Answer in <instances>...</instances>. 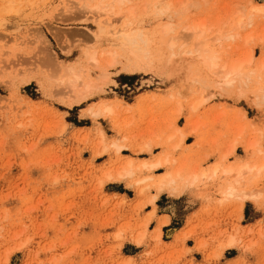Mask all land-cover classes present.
I'll return each mask as SVG.
<instances>
[{"label": "rangeland", "instance_id": "374dc122", "mask_svg": "<svg viewBox=\"0 0 264 264\" xmlns=\"http://www.w3.org/2000/svg\"><path fill=\"white\" fill-rule=\"evenodd\" d=\"M25 1L0 22V264H264V170L247 185L260 198L241 208L235 198L219 201L216 180L159 187L155 180L164 167L116 176L127 158L138 164L161 151L189 172L210 167L233 141L226 164L264 160L256 151L264 150V96L237 84L219 88L205 71L189 79L181 62L171 74L163 69L173 37L174 50L198 42L229 62L252 47L246 69L260 67L264 11L248 22V0H127L122 6L132 15L119 18L83 7L98 0ZM155 3L166 9L159 12ZM240 9L241 37L228 39ZM198 23L205 28L201 39L194 30L182 31ZM100 25L104 34L96 36ZM134 28L146 41L122 49L121 33ZM95 44L117 49L123 63H139L146 54L148 66L93 67L82 51ZM68 63L81 69L83 82L97 86L84 101L74 102L60 84ZM201 97L207 99L193 111L192 101ZM101 99L117 101L113 114L89 117L85 109ZM118 137L119 153L111 146ZM146 143L160 148L136 151ZM143 177L150 178L136 182ZM229 236L234 242L228 246Z\"/></svg>", "mask_w": 264, "mask_h": 264}, {"label": "bare ground", "instance_id": "6f19581e", "mask_svg": "<svg viewBox=\"0 0 264 264\" xmlns=\"http://www.w3.org/2000/svg\"><path fill=\"white\" fill-rule=\"evenodd\" d=\"M23 1L24 0H0L1 24L4 20L5 14L16 13L18 11L16 8V4H20ZM27 1L33 3V0ZM126 1L127 0H112L109 3H106L105 0H98L95 4L85 3L83 4V7L92 12L109 13L113 16L121 18L124 15H132V8H125L122 6ZM157 2L159 3V1ZM156 3L155 7H157L159 12H163L164 9H166L163 6H158ZM248 4L250 5V13L245 18L248 20V22H252V15L263 12L264 4L260 2L256 3L253 0H248ZM166 6L168 5H165V7ZM182 9L186 10V6H184ZM240 14L241 9L239 10V15ZM242 18L243 15L241 14L240 17L233 20L229 24L232 30L225 32L226 38L236 39L238 37H241L239 29L244 25ZM125 26L126 28H128L131 27L132 24L130 22H126ZM224 26H226V24ZM189 29L190 31L194 30V32H197V40L201 39L203 37V34L205 33L203 23H198L190 27H183L182 31L185 32ZM169 31L170 23L165 25L163 28V32L165 34ZM102 34H104L103 25H100L95 35L100 36ZM121 35L123 36V39L121 40L122 49L126 48V46L128 45L136 44L138 40H141L143 42L146 41L142 35V31L137 28L121 33ZM216 35L217 39H221V28L217 30ZM177 41V37L171 38L167 47L170 52L165 60L163 69L169 74L173 73L175 68H178L181 62L180 68L184 71L187 78L189 79L191 78L192 73H202V71H205L212 75L213 79L216 81V86L219 88H221L223 85L229 86L237 84L240 87L249 88V91L255 94V98L264 96V61L261 66L259 67L258 65V68L256 69H246V67L252 62L254 58L252 47L249 48V50L242 58L229 62L227 61V59H223L214 47H204L198 42L192 45V47L187 48H184L183 43H181V46H179L177 50H174L173 48ZM249 41L250 35H246L245 42L247 43ZM95 45L96 46L93 45L94 47L91 48L86 47L82 51L83 58L87 61L88 64L93 67H99L100 69L105 70L107 68H113L121 65L122 69L126 70L135 69L137 67L145 68L148 66L146 54H144L145 59L139 63L135 60H130L126 63H123L119 58L117 49L109 50L108 48L105 49L104 47L97 46V44ZM61 68L62 74L59 76L60 84L70 89V91L74 95V102L86 100L94 93L95 90H97V86L93 84V81L83 82V73L81 72V69L79 67H76V64H64ZM99 79L100 81L105 82L108 80V76L105 72H102L99 74ZM206 99L207 97H201L192 101L190 108L193 111H196ZM117 104L118 103L115 100L101 99L87 107L85 109V112L89 117H92L93 119L109 117L113 114L114 108ZM64 126L65 125L62 126L61 130ZM100 136V142L103 145L101 152H105L107 150V147L104 145L105 135L102 131H100ZM182 138L183 135L180 136L179 140L182 141ZM118 139L119 137L111 143L112 148L115 149L117 153H119L122 149V144L119 145ZM163 143L162 146L166 147V144ZM236 143L238 142L233 141L232 143H230L228 148L220 155L218 160L215 163L212 162V166L201 169L199 168L200 170L197 168L192 171L190 170L191 172H189L183 166L175 167V165H177L175 164L176 161L174 159H171L163 151L161 152L163 155H160L159 157L151 161L143 160L138 164H135V162H133L131 158H127L124 164L117 170L116 176L119 178H130L134 174L135 169L149 171L155 168L164 167L166 169L165 173H163L159 179L157 178L158 180H155L159 187L167 185L175 188V186L177 185L187 184L189 188H194V186L198 184L197 182L201 181L203 183H207L209 181L216 180L218 181L219 185V201L221 202L227 199L235 198L239 200L241 208L245 200L251 199L254 201H258V199L260 198L261 193L250 191L247 188V185L253 183L261 175L262 171L264 170V160L252 161L246 157L247 159L237 160L236 163L232 162L226 164L225 161L227 157L234 154L235 152ZM256 143V141H253L249 144V147L254 150ZM153 146L146 143L143 147L137 148L136 151L150 153ZM176 147L177 146H173L172 148L175 149ZM256 151L257 153H260L262 155V158H264V150L257 149ZM110 177L111 174L108 173L107 178ZM148 178L150 177H143L136 182H143ZM154 198L155 196L152 197L151 202H153ZM159 233L160 228L158 227L157 237L159 236ZM142 238L143 233L138 235V237L136 238V242L139 243ZM233 242L234 237L229 236L227 238L226 244L229 246L232 245Z\"/></svg>", "mask_w": 264, "mask_h": 264}, {"label": "crops", "instance_id": "0c3cea01", "mask_svg": "<svg viewBox=\"0 0 264 264\" xmlns=\"http://www.w3.org/2000/svg\"><path fill=\"white\" fill-rule=\"evenodd\" d=\"M112 87H114V86H111V85H110V86L108 87V92H111V91L113 92ZM79 117H80V118H83V117L80 116V111H79ZM158 148H160V147L156 146V147H154L152 150H156V152H157V151H158ZM161 152H162V151H161ZM193 202H195V201H193ZM157 215H158V214H157Z\"/></svg>", "mask_w": 264, "mask_h": 264}]
</instances>
